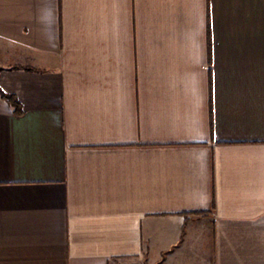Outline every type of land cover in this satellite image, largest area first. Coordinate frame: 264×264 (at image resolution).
I'll list each match as a JSON object with an SVG mask.
<instances>
[{
	"label": "crops",
	"instance_id": "1",
	"mask_svg": "<svg viewBox=\"0 0 264 264\" xmlns=\"http://www.w3.org/2000/svg\"><path fill=\"white\" fill-rule=\"evenodd\" d=\"M0 88V264H264V0H0Z\"/></svg>",
	"mask_w": 264,
	"mask_h": 264
},
{
	"label": "trees",
	"instance_id": "2",
	"mask_svg": "<svg viewBox=\"0 0 264 264\" xmlns=\"http://www.w3.org/2000/svg\"><path fill=\"white\" fill-rule=\"evenodd\" d=\"M13 68H17V67H13ZM0 96L12 107L13 112L15 114L20 115L23 112L22 105L14 94L6 93L0 88ZM201 213L203 212H194V214H201Z\"/></svg>",
	"mask_w": 264,
	"mask_h": 264
}]
</instances>
